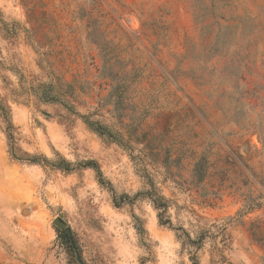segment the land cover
Segmentation results:
<instances>
[{
    "label": "rangeland",
    "instance_id": "374dc122",
    "mask_svg": "<svg viewBox=\"0 0 264 264\" xmlns=\"http://www.w3.org/2000/svg\"><path fill=\"white\" fill-rule=\"evenodd\" d=\"M0 105V264H264V0H0Z\"/></svg>",
    "mask_w": 264,
    "mask_h": 264
},
{
    "label": "trees",
    "instance_id": "16d2710c",
    "mask_svg": "<svg viewBox=\"0 0 264 264\" xmlns=\"http://www.w3.org/2000/svg\"><path fill=\"white\" fill-rule=\"evenodd\" d=\"M6 115H7L6 114V110L0 105V116L5 120V123H6L5 135H6V138L8 140L9 154L12 157V159L16 160V161L26 162L28 164H42V163H45V161H47L46 158L44 159V158H40V157H37V156H29V155L25 154L26 158L23 159V158L17 157L15 155L14 146H13L14 145V136H13V133H12L13 127L7 121ZM89 126L92 127V129L95 132H97L98 134H100V135H108V133L104 130V128H102L97 123L90 124ZM58 167L61 168V169H64V170H68V168H67L68 164L66 162H61L58 165ZM93 167L96 168V166H94V165H93ZM151 201H152V203L154 205V208L158 211L157 218H158L159 225H161V226L167 225L168 227H170L171 226L170 220L169 219H165V220L162 219L163 218L162 215L164 213H166V211H167V204L164 201V199L161 198V197H154V198H151ZM65 238L68 239V236H65ZM192 243L195 244V242H192ZM191 260L195 264V261H194L193 257L191 258Z\"/></svg>",
    "mask_w": 264,
    "mask_h": 264
},
{
    "label": "water",
    "instance_id": "95a60500",
    "mask_svg": "<svg viewBox=\"0 0 264 264\" xmlns=\"http://www.w3.org/2000/svg\"><path fill=\"white\" fill-rule=\"evenodd\" d=\"M55 225H56L58 228H60V229H62V228L64 227V223H63L62 221H60V220H57V221L55 222ZM65 233H66L67 235H70V230L66 229V230H65Z\"/></svg>",
    "mask_w": 264,
    "mask_h": 264
}]
</instances>
